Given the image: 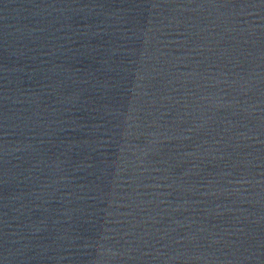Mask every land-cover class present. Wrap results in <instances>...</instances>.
Wrapping results in <instances>:
<instances>
[{"label": "water", "instance_id": "1", "mask_svg": "<svg viewBox=\"0 0 264 264\" xmlns=\"http://www.w3.org/2000/svg\"><path fill=\"white\" fill-rule=\"evenodd\" d=\"M0 264H264V0H0Z\"/></svg>", "mask_w": 264, "mask_h": 264}]
</instances>
